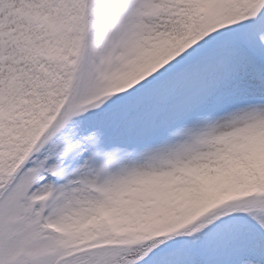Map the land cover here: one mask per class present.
<instances>
[{"label":"snow or ice","instance_id":"6c2138e0","mask_svg":"<svg viewBox=\"0 0 264 264\" xmlns=\"http://www.w3.org/2000/svg\"><path fill=\"white\" fill-rule=\"evenodd\" d=\"M0 264H264V0H0Z\"/></svg>","mask_w":264,"mask_h":264}]
</instances>
